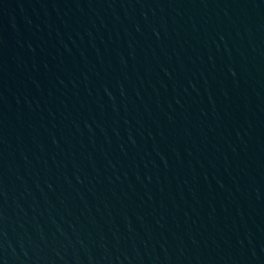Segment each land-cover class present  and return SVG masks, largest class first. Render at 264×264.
<instances>
[{"label":"water","instance_id":"obj_1","mask_svg":"<svg viewBox=\"0 0 264 264\" xmlns=\"http://www.w3.org/2000/svg\"><path fill=\"white\" fill-rule=\"evenodd\" d=\"M0 264H264V0H0Z\"/></svg>","mask_w":264,"mask_h":264}]
</instances>
